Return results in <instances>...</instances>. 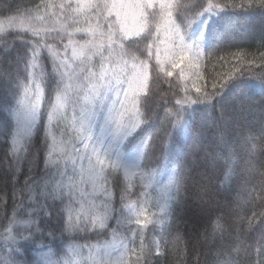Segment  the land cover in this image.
Segmentation results:
<instances>
[{
    "label": "snow or ice",
    "instance_id": "snow-or-ice-1",
    "mask_svg": "<svg viewBox=\"0 0 264 264\" xmlns=\"http://www.w3.org/2000/svg\"><path fill=\"white\" fill-rule=\"evenodd\" d=\"M249 11L264 16V0L222 6L197 2L190 8L173 0H41L25 10L27 26L23 20L18 25L17 16L6 17L7 28L0 21V40L7 42L11 35L13 47L17 40L23 46L15 76L0 84V163L7 165L0 175V264H129L126 254L134 247L128 245L135 240L125 237L119 245L106 242L103 247L75 243L106 237L109 231L115 238L124 215L117 190L121 204L135 197L142 213L149 193L163 184L168 195L161 211L173 224L183 222L196 232L199 220L212 221L231 195L217 182L222 176L244 179L248 162L237 151L242 132L225 133L202 113L220 106L219 98L233 81L240 82L241 94L254 84L264 103V72L237 67L240 57L233 53V68L210 75L202 85L200 62L211 63L224 46L205 48L199 38L186 39V33L204 14ZM53 18L58 26L48 23ZM226 55L218 62H227ZM260 56L264 59V52ZM177 69L179 79L173 82L168 78ZM186 70L191 72L187 78ZM149 124L135 161L126 162L121 146ZM120 172L127 182L123 187ZM193 191L199 212L191 211ZM261 217L257 264H264ZM147 220L146 215L135 218L141 251ZM225 223L219 235L215 229L209 235L205 227V254L215 253L217 259L203 264H232L239 233L233 239V225ZM236 227L243 233L242 225Z\"/></svg>",
    "mask_w": 264,
    "mask_h": 264
},
{
    "label": "trees",
    "instance_id": "trees-1",
    "mask_svg": "<svg viewBox=\"0 0 264 264\" xmlns=\"http://www.w3.org/2000/svg\"><path fill=\"white\" fill-rule=\"evenodd\" d=\"M59 3V0H54ZM174 4H180L185 7H191L193 4L199 2L205 4L224 5L235 3L239 5L244 0H173ZM41 3V0H0V21L4 22V27L7 28L6 17L17 16V24L21 20L27 26V17L24 15L25 10H33V5ZM5 5H9V10H5ZM19 8V13L16 11ZM188 19H191V12L188 14ZM238 20V22H237ZM48 23L57 25L55 18ZM183 23V21H182ZM58 26V25H57ZM17 29H13V33ZM23 30V29H19ZM203 32V37H201ZM264 33V16L259 12L249 11L247 13H221L214 17H209L207 14L196 19L186 33V39L196 40L200 39L202 46L205 48L211 47L217 43H221L224 47L212 59L211 63L206 60L200 62L198 71L204 77L201 84H205L209 76H215L218 73L229 71L236 64L235 53L240 57V64L236 66H243L246 70L259 74L264 72V59L261 58L260 53L264 52V47L260 46V36ZM0 35H4L0 32ZM219 40V41H218ZM51 43V41H49ZM11 48V51L6 49ZM23 52V46L19 40L15 42L13 47L12 36H8L7 42L0 40V84L10 81L15 76L17 53ZM226 55V61H219L220 56ZM223 65V66H222ZM191 72L185 71L187 78ZM194 78V77H193ZM173 82H178L179 70L174 72L173 77L168 78ZM237 81L229 84L225 93L219 98L220 106L215 110L206 111L202 113V117L208 122L215 121L218 126L222 128L225 133L242 132V140L240 145H237L239 151L247 160L248 167L244 179L230 180L226 176H222L218 181L221 188L230 190L231 195L227 203L222 202V208L214 211L212 221L205 224L204 220H199L196 232L191 228H185L183 222L177 226L173 224L171 217L164 215L161 211L167 203V190L161 184L157 190L149 193V198L143 203V212L141 213V204L135 197L129 199L125 197L123 204L119 201V190L116 192V203L119 207L124 209V215L121 217V223L115 233V238L111 231L107 236L99 238L92 237L90 240H77L75 243L85 244L90 243L103 247L106 242H119L125 237L128 240H135L134 246L129 244L130 248L134 247V251L127 253L129 264H196L199 258L201 264L204 260H216L215 253L211 256L206 255L204 246V231L207 227L209 235L216 230L219 235V228L226 227V223L233 225L232 231L234 233L233 239L239 233V244H234L231 249L232 264H257V248L260 235V220L261 214H264V136L261 134V128L264 127V103L261 102L259 96V89L250 84L249 91L245 94L237 92ZM168 85H165L167 88ZM188 87L191 89V81L188 82ZM210 88V85H209ZM195 95V90H192ZM236 95L234 99L232 96ZM168 95H171L169 92ZM215 103V102H214ZM203 107V106H201ZM223 108V114L220 108ZM161 116L163 113L161 112ZM151 125L144 126L132 136H130L121 146L122 157L126 162H134L138 149L143 143L144 137L150 130ZM43 131H41V137ZM57 136L59 133L57 132ZM36 142V137H33V143ZM23 152V149L21 150ZM3 146L0 145V160H2ZM238 157L233 156L232 160L236 161ZM221 163H224L221 161ZM6 164L0 163V175H2L3 168ZM230 167L225 169L229 172ZM115 177V174H114ZM79 180V176L76 177ZM132 179V178H130ZM166 179V177H165ZM134 185H138V179L133 180ZM120 185L126 186L123 172L119 173ZM238 185V186H237ZM89 191L91 185H88ZM135 190V188L133 189ZM193 207L191 211L199 212L195 207L199 201L195 200L196 192H192ZM132 208L134 211L129 212ZM255 214V218H253ZM140 215L143 219L146 215L148 220L145 221L147 227L144 228V248L141 251L140 240V226L135 224V218ZM131 217V223H129ZM222 217L221 219H218ZM251 220L253 231L249 232V221ZM115 226V221H113ZM237 225L243 226V233L239 232ZM2 231V230H0ZM199 233V235H197ZM251 245V249L248 246ZM31 256L37 254L30 253ZM87 258L89 252L85 249L83 253ZM92 255L96 257L95 249ZM103 253H100L102 256ZM139 257V262L137 261ZM78 259L79 257H75ZM99 258V257H97Z\"/></svg>",
    "mask_w": 264,
    "mask_h": 264
}]
</instances>
